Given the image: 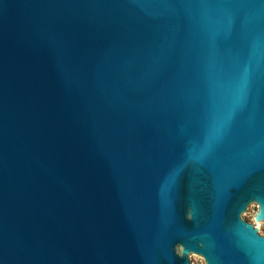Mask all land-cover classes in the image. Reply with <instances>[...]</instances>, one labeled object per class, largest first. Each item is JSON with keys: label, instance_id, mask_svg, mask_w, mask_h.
I'll return each instance as SVG.
<instances>
[{"label": "water", "instance_id": "obj_1", "mask_svg": "<svg viewBox=\"0 0 264 264\" xmlns=\"http://www.w3.org/2000/svg\"><path fill=\"white\" fill-rule=\"evenodd\" d=\"M197 257L264 264V0H0V264Z\"/></svg>", "mask_w": 264, "mask_h": 264}, {"label": "rangeland", "instance_id": "obj_2", "mask_svg": "<svg viewBox=\"0 0 264 264\" xmlns=\"http://www.w3.org/2000/svg\"><path fill=\"white\" fill-rule=\"evenodd\" d=\"M256 211L246 220L247 222L252 223V224L254 223L253 217H254ZM193 260H194V264H205L204 261L201 259V257H197Z\"/></svg>", "mask_w": 264, "mask_h": 264}]
</instances>
